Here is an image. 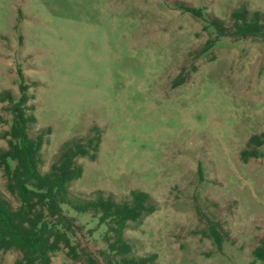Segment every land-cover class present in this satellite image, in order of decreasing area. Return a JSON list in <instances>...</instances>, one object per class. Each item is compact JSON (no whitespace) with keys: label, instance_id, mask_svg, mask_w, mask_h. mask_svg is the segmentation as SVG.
I'll return each instance as SVG.
<instances>
[{"label":"rangeland","instance_id":"obj_1","mask_svg":"<svg viewBox=\"0 0 264 264\" xmlns=\"http://www.w3.org/2000/svg\"><path fill=\"white\" fill-rule=\"evenodd\" d=\"M239 7L264 14V0H0V92L18 96V68L31 85L29 133L50 129L41 172L65 141L98 127L97 156L77 159L83 172L70 197L147 193L156 211L128 223L124 237L133 255L156 254V264H264L252 257L264 240V145L260 158H240L264 132V43L217 37L206 21L230 27ZM6 106L0 134L10 124ZM0 192L18 206L1 170ZM64 209L81 228L78 251L102 264L104 227ZM211 222L228 235L221 251L201 234ZM18 256L1 254L0 264ZM84 263L66 250L51 262Z\"/></svg>","mask_w":264,"mask_h":264},{"label":"trees","instance_id":"obj_2","mask_svg":"<svg viewBox=\"0 0 264 264\" xmlns=\"http://www.w3.org/2000/svg\"><path fill=\"white\" fill-rule=\"evenodd\" d=\"M178 8L201 17L200 9L183 4ZM230 18V27L216 17L206 20L207 27L212 28L217 37L252 38L264 43V14L260 11L251 12L239 7L231 12ZM213 43L208 40L202 52L209 50ZM16 74L18 96L14 97L7 89L0 92V103L7 104L3 109L11 116L8 130L0 134V139L6 143V147L0 149V170L7 192L18 202L14 207L0 192V255L18 253L14 264H51L55 253L66 250L71 260L84 259V264H99L90 253L81 254L73 243V237L81 228L76 226L74 218L65 214L64 207H67L78 214H90L98 226L104 227L102 238L106 249L100 252L102 264H156V254L133 255L132 246L124 237L128 223H141L156 211L147 193L131 190L129 198L123 201H117L112 193L102 190H97L90 199L70 197V184L83 172L77 159L95 160L97 156L101 143L98 127L91 128V136L65 141L49 170L41 172V150L50 129L30 135L29 130L36 123L34 106L30 103L31 85L26 83L19 68ZM263 145L264 132L251 136L240 153L241 160L247 162L249 158H260L259 148ZM201 234L211 238L219 251L228 236L213 222L209 224L208 232ZM252 257L264 263V240L252 251Z\"/></svg>","mask_w":264,"mask_h":264}]
</instances>
